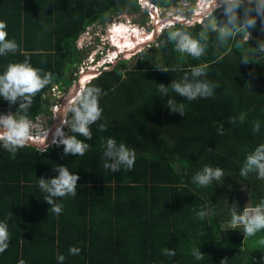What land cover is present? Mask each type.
<instances>
[{
  "label": "trees",
  "instance_id": "16d2710c",
  "mask_svg": "<svg viewBox=\"0 0 264 264\" xmlns=\"http://www.w3.org/2000/svg\"><path fill=\"white\" fill-rule=\"evenodd\" d=\"M151 2L166 7L172 0ZM139 10L138 0H0V22L7 39L18 45L0 56V74L25 60L52 74L27 112L20 111V101L9 105L3 97L0 111L32 119L45 113L47 92L73 84L69 72L82 63L77 41L85 29L112 14ZM218 11L204 25L175 23L136 63L120 60L87 84L101 89L102 115L90 126L92 139L67 128V135L89 145L83 156H64L63 146L41 151L26 145L15 153L0 146V223L9 233L0 264H264V231L246 236L243 227L230 223L233 212L239 216L248 209L251 215L264 201V179L255 169L241 175L246 157L264 144V25L256 18L247 30L253 40L239 32L222 42L227 18ZM251 16L256 17L254 10ZM239 17L243 23V9ZM175 32L199 40L204 54L194 59L175 50L169 35ZM196 66L206 75L194 78ZM185 74L189 82L216 85L213 95L188 101L174 93L169 86ZM160 84L167 93L159 92ZM170 100L177 108L184 105L183 116L171 110ZM256 122L260 128L254 133ZM108 138L134 150L131 171L104 168ZM59 166L80 179L75 197L54 198L62 205L57 215L44 201L38 179L57 177ZM205 166L219 167L223 176L200 187L192 178ZM71 247L79 254L71 255ZM165 248L175 256L164 255ZM194 250L203 259H195ZM58 255L65 259L58 261Z\"/></svg>",
  "mask_w": 264,
  "mask_h": 264
},
{
  "label": "clouds",
  "instance_id": "9594fccd",
  "mask_svg": "<svg viewBox=\"0 0 264 264\" xmlns=\"http://www.w3.org/2000/svg\"><path fill=\"white\" fill-rule=\"evenodd\" d=\"M211 2L215 5L213 13H215L216 10L222 9L223 16L227 18L224 26L220 28L219 38L222 42H225L226 39L233 36L234 33L244 32L248 36H251V33H249L247 30L249 28L255 27L256 18H264V0H257V2L254 4V8L251 6L252 0H248L247 5L245 4V0H211ZM138 3L141 5V0H138ZM241 9L244 10L243 23H241L239 17V12ZM253 10L256 12L255 18L251 16V12ZM147 12L149 11L147 10ZM210 17H212V15ZM161 19V26L165 27L166 25L163 21L166 20L163 18ZM179 19L173 20L180 22ZM97 22L104 23L101 21ZM262 24H264V20H262ZM89 27L85 29L82 35L86 33ZM5 28L6 24L0 22V56L6 55L10 52H15L18 48V45L14 40L7 39V32L4 31ZM128 32L129 31L126 33ZM153 33L154 32H151L150 34ZM113 35L114 33L111 30L109 32V37H114ZM169 35L171 40L176 41L175 50L181 53H186L188 56H191L194 59H199L204 54L205 48L200 45L199 40L193 39L190 35L182 34L180 32L170 33ZM131 36L135 40L136 37L133 35V32H131ZM80 38L77 41V47ZM114 42L115 40L112 42L116 48L115 52L120 51L119 47L115 45L117 43L115 42L114 44ZM141 45H143V43H138L129 51L134 50L136 47ZM261 49H264V44H261ZM129 51L125 52V54H127ZM120 52L122 53L124 51ZM114 55L115 57L112 59V62L107 65L106 68L116 65L119 62L120 57L122 58V56L117 54ZM124 56L125 55H123V57ZM243 62L247 63V60L245 59ZM191 74L194 78H198L200 76L206 75V71L204 67L196 66L191 69ZM94 78L95 77L92 79ZM91 80L89 82H91ZM51 81L52 74L50 72L42 74L41 69L33 67L28 62V60H25L22 63L8 64L3 74H0V97H3V99L9 103V105H14L17 103V101H20V111L27 112L32 104L33 98L37 95V93L49 85ZM169 87L177 95L186 98L188 101H194L198 98H207L212 96L213 89L216 87V85L199 79H194L193 81L189 82L188 74H185L181 81L178 82L174 80ZM167 91L168 88H166L163 84L159 85V92L167 93ZM100 94L101 89L98 87H80L75 97L72 100H69L65 105L60 125L57 126L55 132L50 134L48 138L50 141L48 142L49 146L44 150H42V148L39 150L46 151L47 149L55 146H63L64 156H83L89 149V145L84 141L77 139L76 135L65 134L63 129L65 126L69 127L71 133L79 134L80 136H83L85 140H91L92 132L90 126L96 123L102 115V109L99 106L98 99ZM74 101L76 102L75 106H73ZM168 106L173 112L179 111V113L183 116V104L177 108L174 104V101L170 100L168 101ZM68 113H71L70 125L67 119ZM13 114L9 113L8 115L0 116V146L10 153H15L18 149L25 147L26 144L31 141L29 137L32 136L33 130V123L31 120H29L26 116H21L18 119ZM243 119L244 117L241 115V122H243ZM259 128L260 125L258 122H256L253 127V132H259ZM100 130H104L103 125H100ZM44 135L47 136V132H45ZM52 135L53 139L51 142L50 137ZM46 144L47 143H43L41 145L44 146ZM102 159L105 160L104 168L110 169L113 173H116L122 166L131 171L134 167L136 156L134 150L126 147L125 144L121 143L117 145L114 139L108 138L104 145ZM253 169L256 170L258 178L264 179V144L259 145L251 154L246 157L245 166L241 168V175L244 176L248 171ZM54 170L57 171L59 175L47 181L43 178H39L38 186L44 193H46L44 201L51 205V211L59 215L62 212V205L55 203L54 198H62L69 195L75 197L77 195V182L80 177L74 173H71L66 166H59ZM222 176L223 170L219 167L212 168L210 166H205L202 171L197 172L192 179L193 183L197 184L198 186L206 187L210 185L213 180H219ZM205 214V212L201 211L199 213L200 219H203ZM230 223L233 225V228L242 226L246 236H254L260 230H264V201L252 209V215H248V209H245V213L239 216L233 212ZM8 240L9 233L7 230V224L0 223V252H4L7 249ZM261 243L264 244V240H262ZM163 251L164 255L166 256H175V252L173 250L165 248ZM79 252L80 250L76 247H71L69 249V253L71 255H78ZM192 255L197 260L203 259L204 256L199 252V250H194ZM64 259L65 257L63 255L57 256V260L60 262H62ZM21 264H23V262H21ZM221 264H224V261H221Z\"/></svg>",
  "mask_w": 264,
  "mask_h": 264
},
{
  "label": "rangeland",
  "instance_id": "374dc122",
  "mask_svg": "<svg viewBox=\"0 0 264 264\" xmlns=\"http://www.w3.org/2000/svg\"><path fill=\"white\" fill-rule=\"evenodd\" d=\"M196 2H197V0H196ZM195 5H196L195 0H194L193 4L189 0H181L180 2H174L172 0L170 5L166 6V7H160V6L155 5L159 11V14H160V16H158V18L157 17L155 18L156 23L157 24L159 23L158 24L159 25V28H158L159 34L163 30L168 29V28H170V26H173L175 24L174 22H172L171 19L191 17L193 15L192 11L195 9ZM208 10L209 9H207V11ZM201 11H203V10H201ZM211 13H212V11H209L208 15L203 16L204 21L199 19L200 23H198V24H203V25L207 24V21H206L207 18L214 14V13L213 14H211ZM216 13H219V11L216 10ZM161 18L167 20V21H163L164 24L166 25L165 27L161 26V21H162ZM184 23L186 24V22H184ZM214 23H217L216 18L214 19ZM155 24L152 23V18L150 16L149 12L147 13V8L140 5V10L137 13L124 12V13L112 14L111 16L108 17V19L104 23L97 22V23L93 24L92 26H90L88 28V30L86 31V33H84L81 36V38L79 40V44H78V53L80 55L79 58H81L83 62L81 64L73 65V67H72L73 69L69 72V76L73 80V83L77 82L79 75L81 73H84V75L82 76L81 81L79 83V89H80V84H82L86 74L89 73L88 72L89 70L96 69V70H94V72H96V73H94L90 77V79H91L93 77H96L101 70L106 68V66L112 62V59L115 57L114 54H117V55L122 56V57H123V55H126L125 52H122V53L120 51L115 52L116 48L114 47V45L112 43L114 41L115 34H114V37H109V32L111 30L114 33V31L124 30L125 28H127V31L133 32V35L136 36L137 38H139L138 42H137L136 38H135L136 40H134L133 42L135 44H137L139 42L146 44L144 48L147 49L148 47H150V45L155 44V42H156L155 40H157L156 38L158 37V36L156 37V35H155L156 34L155 29L153 31V28H155ZM192 25L193 24H189L188 26H192ZM131 32L129 35H131ZM151 32H154V33L150 34ZM143 37H144V39H143ZM147 37H148V40L143 41ZM124 39H122L121 41H124ZM130 41H131V38H130ZM114 44H115V42H114ZM135 44H134V46H135ZM115 45H117V44H115ZM145 49L142 48L141 49L142 51L141 50L138 51L131 58H129V59L124 58V59H128L129 64L132 65V64L136 63L137 59L142 55V52ZM120 59H121V57H120ZM159 64H160V67L163 66V62L161 60L159 61ZM95 66L99 67L100 69L96 68ZM90 79H89V81H90ZM89 81H87V83ZM58 86H59V94L56 93L57 96L53 97L52 92L49 91L50 97L47 98V108H46L47 111L44 114L37 116L36 118H33V119L28 118L33 123L32 136H30V137L35 138L36 136L40 135L39 140L41 141L42 137L44 136V132L50 131L52 129V127L55 126V122H56V120H58V115H59L58 114L56 116V111H59V113H61V116H60V121H61L65 105L68 103L69 100H72L77 93V90H74V88H73L74 84H72L70 87H61L60 85H58ZM86 86H87V84L84 85V87H86ZM75 104H76V102L74 101L73 106H75ZM55 105L59 106L58 110L54 109ZM9 113L13 114L12 112H9V111H6V112L0 111V116H5V115H8ZM13 115H15L18 119L21 117L19 114L14 113ZM67 119H68V122H70L71 113H68ZM67 128L68 127L65 126L63 129L65 134H67ZM50 132H52V131H50ZM47 134H49V133L47 132ZM240 227H242V226H240ZM260 241H262V240H260ZM261 244H260V246H261ZM262 246L264 247V244H262Z\"/></svg>",
  "mask_w": 264,
  "mask_h": 264
},
{
  "label": "built area",
  "instance_id": "2783aa9c",
  "mask_svg": "<svg viewBox=\"0 0 264 264\" xmlns=\"http://www.w3.org/2000/svg\"><path fill=\"white\" fill-rule=\"evenodd\" d=\"M248 1V0H247ZM257 2V0H252V4H255ZM141 5L142 6H144V7H146L147 8V10L151 13V14H155L156 15V17L157 16H159L160 14H159V11H158V9H157V7L153 4V3H151V1H150V5H145V3H146V0H141ZM195 3H196V5H195V9H194V11H193V15L191 16V17H184V18H180L179 20H180V23H183V24H185L184 22H186V24L185 25H189V24H193V25H195L196 23L198 24V23H200L199 22V19L200 20H202V21H204V17L203 16H206V15H208V13H209V11H212V13L214 12V7H215V5L211 2V0H197V2L195 1ZM207 9H209L208 11H207ZM201 10H203V11H201ZM153 11H154V13H153ZM211 13V14H212ZM210 14V15H211ZM208 18H210V16L208 17ZM207 18V19H208ZM217 19V18H216ZM261 20H264V18H261ZM218 21V20H217ZM264 25V24H263ZM217 27V26H216ZM218 28V27H217ZM245 40H253V38H252V35L251 36H248V35H245ZM96 67V66H95ZM97 68V67H96ZM94 69V68H93ZM95 70V69H94ZM82 74V73H81ZM80 74V75H81ZM79 75V76H80ZM74 88V87H73ZM51 92H52V95H53V97H55V96H57V94L56 93H58L59 94V87L58 86H55V87H53L52 88V90H50ZM46 97H50V94H49V92L46 94ZM58 108H59V106L58 105H55L54 106V109L55 110H58ZM59 113V111H56V115ZM60 123H61V121H60ZM53 130V127H52V129L50 130V131H52ZM50 131H47L48 133H50ZM45 133V132H44ZM43 134V133H42ZM40 136V135H39ZM39 136H36L35 138L36 139H33V138H30L29 137V139L31 140V141H33V142H37L38 141V143L40 142L38 139H39ZM48 142H50L49 140H47L45 143H47L46 145H44L43 146V148H42V150H44V149H46L48 146H49V144H48ZM41 143V142H40Z\"/></svg>",
  "mask_w": 264,
  "mask_h": 264
},
{
  "label": "bare ground",
  "instance_id": "6f19581e",
  "mask_svg": "<svg viewBox=\"0 0 264 264\" xmlns=\"http://www.w3.org/2000/svg\"><path fill=\"white\" fill-rule=\"evenodd\" d=\"M145 5H150V2L148 1V0H146V3H145ZM168 25V24H167ZM127 32V29L125 28L124 30H117V31H114V34H115V37H114V40H115V42L117 43V46L119 47V50L120 51H124V52H127V51H129L130 49H131V47L133 46V47H135L137 44H135L133 41H134V39H133V37L131 36V35H129V32L128 33H126ZM137 34V33H136ZM129 35V36H128ZM114 36V35H113ZM148 36V35H147ZM131 38V41H130V38ZM136 37V36H135ZM121 38V39H120ZM125 38V39H124ZM129 38V39H128ZM122 39H124V41H121ZM136 39H137V42L139 41V38H137L136 37ZM135 39V40H136ZM143 39H144V37H143ZM146 40H148V37L145 39V40H143V41H146ZM133 42V43H132ZM139 43H141V42H139ZM123 44V45H122ZM134 44H135V46H134ZM125 45V46H124ZM131 45V46H130ZM123 46V47H122ZM132 47V48H133ZM92 70V69H91ZM93 75V73H91V72H89L88 74H86V76H85V78H84V80H83V82H82V84H80V87H84V85L87 83V81H89V79H90V77ZM92 79V78H91ZM90 79V80H91ZM80 81H81V79L79 80V83H80ZM89 83V82H88ZM77 90V89H76ZM77 92H78V90H77ZM52 132H50L49 134H47V136H43L42 137V139H41V143H45L47 140H48V138H49V136H50V134H51ZM30 138H33V137H30ZM44 138V139H43ZM33 139H35V138H33ZM50 139H51V142H52V139H53V135L50 137ZM38 142V141H37Z\"/></svg>",
  "mask_w": 264,
  "mask_h": 264
},
{
  "label": "water",
  "instance_id": "95a60500",
  "mask_svg": "<svg viewBox=\"0 0 264 264\" xmlns=\"http://www.w3.org/2000/svg\"><path fill=\"white\" fill-rule=\"evenodd\" d=\"M149 2H150V0H148ZM153 13H154V11H153ZM150 16H151V18H152V23H156V20H155V18H156V15L155 14H151L150 13ZM172 20V22H174V23H180L179 21H177V20H173V19H171ZM167 21V20H166ZM180 24H182V23H180ZM158 28H159V25L156 23L155 24V35H156V37L158 36V34H159V31H158ZM145 45L146 44H143V45H141V46H138V47H136L134 50H131V51H129L124 57H122L120 60H124V58H131L132 56H134V54L136 53V52H138L140 49H144V47H145ZM119 60V61H120ZM113 68V66L112 67H110V68H106L105 70H109V69H112ZM102 71L103 70H101L99 73H98V75L99 74H101L102 73ZM88 72H91V73H96V72H94V70H89ZM84 74H81L80 76H79V78H78V80H77V82H75L74 83V90H79V80L82 78V76H83ZM77 94V93H76ZM59 115H58V120H57V122L55 123V126L53 127V130H52V133L51 134H53L54 132H55V130H56V128H57V126H59L60 125V116H61V113H58ZM54 131V132H53ZM42 143H38V142H32V141H29L28 142V144H26L27 146H32V147H35V148H37V149H41V148H43V145H41Z\"/></svg>",
  "mask_w": 264,
  "mask_h": 264
},
{
  "label": "crops",
  "instance_id": "0c3cea01",
  "mask_svg": "<svg viewBox=\"0 0 264 264\" xmlns=\"http://www.w3.org/2000/svg\"><path fill=\"white\" fill-rule=\"evenodd\" d=\"M245 35H247V34L245 33ZM55 86H56V85H54L53 87H55ZM53 87H52V88H53ZM52 88H51V89H52ZM48 92H49V91H48ZM48 92H47V93H48ZM247 206L249 207V206H250V203L247 202Z\"/></svg>",
  "mask_w": 264,
  "mask_h": 264
},
{
  "label": "flooded vegetation",
  "instance_id": "af4514ba",
  "mask_svg": "<svg viewBox=\"0 0 264 264\" xmlns=\"http://www.w3.org/2000/svg\"><path fill=\"white\" fill-rule=\"evenodd\" d=\"M56 122H57V120H56ZM56 122H55V123H56Z\"/></svg>",
  "mask_w": 264,
  "mask_h": 264
}]
</instances>
